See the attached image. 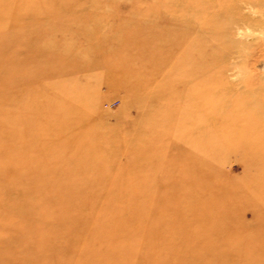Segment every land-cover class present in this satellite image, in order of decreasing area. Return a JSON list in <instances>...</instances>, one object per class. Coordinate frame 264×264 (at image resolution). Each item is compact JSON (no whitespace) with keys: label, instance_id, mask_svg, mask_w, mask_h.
<instances>
[{"label":"rangeland","instance_id":"rangeland-1","mask_svg":"<svg viewBox=\"0 0 264 264\" xmlns=\"http://www.w3.org/2000/svg\"><path fill=\"white\" fill-rule=\"evenodd\" d=\"M170 2L0 0V264H264V0Z\"/></svg>","mask_w":264,"mask_h":264},{"label":"bare ground","instance_id":"bare-ground-1","mask_svg":"<svg viewBox=\"0 0 264 264\" xmlns=\"http://www.w3.org/2000/svg\"><path fill=\"white\" fill-rule=\"evenodd\" d=\"M170 1H172V2H170V3H174V1H179V0H170ZM169 2V1H168ZM49 94V93H48ZM44 116H46V115H44ZM28 133V132H27ZM30 134V133H29ZM195 241H198V240H194V242ZM161 242V241H160ZM170 244V243H169ZM171 245V244H170ZM165 246V245H164ZM167 246V245H166ZM138 250V249H137ZM145 257V256H144ZM185 263V262H184ZM185 264H187V263H185Z\"/></svg>","mask_w":264,"mask_h":264}]
</instances>
